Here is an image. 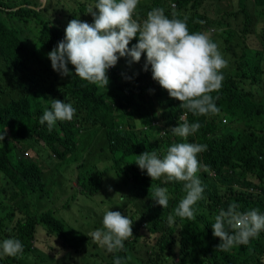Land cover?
Masks as SVG:
<instances>
[{"label":"trees","instance_id":"1","mask_svg":"<svg viewBox=\"0 0 264 264\" xmlns=\"http://www.w3.org/2000/svg\"><path fill=\"white\" fill-rule=\"evenodd\" d=\"M248 1L253 2L254 12L264 22V0H239L237 11L222 9L221 0L139 3L136 18L141 22L149 11L159 7L169 18L175 13L177 18L186 20L190 32L211 30L213 41L218 43L228 61V66L223 69L222 87L212 93L214 98L218 97L219 111L198 116L170 98L168 92L153 80L150 66L144 71L146 54L139 63H130V58L119 61L108 71L107 87H98L76 77L71 64L72 79L67 81L59 77L46 69L43 61L65 33L59 26H43L35 20H52L57 14L55 19L61 24L59 16L67 21L68 16L72 17L70 5L62 2L63 7L59 8L60 0H48L47 6L37 11L28 6L40 7V0H0V135L5 137L0 140V241L15 238L23 244V252L17 256L0 255V264H27L31 255L35 257L33 264H49L38 253L44 250L40 249L42 242L49 244L48 241L54 246L49 244L52 251L45 253L51 256L56 255L55 250L60 251L55 246L62 244L68 250L73 241L77 243L73 245L77 255L91 253L92 249L96 251V246L89 248L91 238L85 241V235L80 231H67L64 220L56 216L63 211L47 209L46 196L41 194L45 187L43 172L23 154L31 145L28 143L20 150L18 144L23 140L42 139L55 156L65 161L78 152V140L98 129L105 134V154L112 157L115 166L102 171L95 166L96 176L91 181H97L101 186L102 177L115 169L118 176H127L138 204L130 210L123 208L133 218V236L125 242L124 249L108 252L100 247L104 253L98 250L90 255L94 264H114L116 257L122 258L125 264H134L133 257L137 264H264V232L250 239L247 245L221 251L217 249L221 241L213 236L211 228L219 210H226L232 202L240 205L238 210L241 212L258 209L264 214V198L260 197L264 195V91H258L264 85V27L258 32L259 48H252L244 43L246 35L228 21L240 12L250 21ZM96 2L92 0L90 5L75 2L72 7L77 10L72 12L75 16L86 15L89 6ZM172 3L176 7H172ZM18 7L21 8L14 10ZM212 7L216 15L210 12ZM221 11L224 16L219 15ZM82 21L92 23L93 19ZM35 24L41 28V37L31 38L26 33L35 31ZM136 43L138 37L129 47ZM49 99L71 103L76 109L73 121H58L51 131L46 123L41 125L39 119L46 107L50 108ZM184 113H187L188 123L199 122L201 125L193 135V140L206 145V150L198 157L200 164L203 163L205 169L216 170L218 176L210 181L200 179L204 187L203 199L195 205L193 219L174 216V222L169 224V214L174 215V209L185 195L183 183L166 182V178L152 181L135 163L136 156L145 151L156 150L162 158L173 143L185 142L169 132L182 123L179 117ZM224 120L226 124H223ZM227 128L230 132L223 133ZM142 141L148 146H142ZM94 143V140L85 142L80 151L95 163L108 161ZM84 165L85 162H81L77 168L83 169ZM152 183L168 188V210L152 200L149 193ZM78 184L86 193L88 186L80 182V176ZM235 184L243 187L259 184L262 195L253 200L236 193ZM34 194H38L36 204L26 198ZM134 219H139L136 225ZM143 223H146L145 227H142ZM98 228L94 226L92 230ZM147 238L152 242L148 243L152 251L143 250V240ZM60 264L65 263L61 261ZM80 264L91 262L86 260Z\"/></svg>","mask_w":264,"mask_h":264},{"label":"clouds","instance_id":"2","mask_svg":"<svg viewBox=\"0 0 264 264\" xmlns=\"http://www.w3.org/2000/svg\"><path fill=\"white\" fill-rule=\"evenodd\" d=\"M140 0H97L89 6L92 23L75 18L69 21L64 38L48 53L52 69L62 77L72 76L69 64L75 69V76L98 87L109 84L108 71L117 66L121 58H130V63H139L146 54L144 71L151 68L152 78L166 90L170 98L180 102V107L193 115L206 116L219 111L212 93L222 87L223 69L228 61L214 42L211 30L190 32L186 20L165 15L163 8H153L142 22L136 18ZM138 43L129 47L134 39ZM50 109H45L39 119L51 131L58 121H72L76 109L71 103L49 99ZM178 126L169 130L180 138L167 148L161 158L156 150L136 156V165L152 181L166 178V182H182L185 195L169 214L168 222L174 216L193 219L195 205L203 199L204 187L198 177L201 169L199 154L206 145L186 142L198 132L199 122L188 123L181 115ZM139 121V120H137ZM0 135V140H4ZM152 200L167 208L169 194L167 187L153 186L149 189ZM119 194V193H117ZM240 205L232 202L228 208L219 210L211 228L213 236L221 242L217 249L228 251L236 245H247L253 237L264 232V214L258 209L241 212ZM231 230V232L229 231ZM133 236L132 221L120 211L106 210L102 227L88 234V237L108 252L120 251L125 242ZM23 252L19 239L6 238L0 241V255L14 257ZM114 264H125L116 257Z\"/></svg>","mask_w":264,"mask_h":264},{"label":"rangeland","instance_id":"3","mask_svg":"<svg viewBox=\"0 0 264 264\" xmlns=\"http://www.w3.org/2000/svg\"><path fill=\"white\" fill-rule=\"evenodd\" d=\"M40 1L42 3L40 7H28L40 11L47 6L48 0ZM149 1L150 0H140V3H148ZM62 2L70 5L71 7V10L69 11H71L72 17L68 16V21L59 16L58 18L61 21V24H58L57 20L55 19L57 17L56 14L53 15L52 20L45 18L44 20L37 19L35 20V22H38L43 26L49 24V26L52 28L55 26H59L60 31L65 33V29L69 21H71L72 19H93L90 14L75 16L72 12L73 10H77L73 9L72 7V4H74L75 2L90 5L92 3V0H60L57 5L59 8L63 7ZM220 4L222 6V9H228L230 11L239 10V0H221ZM248 4L250 9V21H247L246 16L243 12H240L237 16L229 18L228 21L230 22L231 26L246 35V37L244 38V43L247 46L252 48H259L260 36H258V32L260 29H262V27H264V22L259 18V14L254 12L255 6L253 2L248 1ZM19 8L21 7L15 8L14 10H18ZM214 11L215 8H210V12L212 13V15H216V12ZM219 15L224 16L223 11H221ZM34 29L35 31H28L26 35L30 36L31 38H38L39 36L41 37L40 26H37V24H35ZM20 34L21 36H24L23 33ZM212 34L214 36L215 32H213ZM227 55L225 57H229ZM122 59L123 58H121L119 61H121ZM43 64L46 66V69H49L59 77H62L52 69L51 61L48 59V56H46V61H43ZM72 77L73 75L62 78L70 81ZM250 88L251 87H249V89ZM260 90L264 91V85L262 87H259L258 91ZM254 91L255 93H257V97H260L258 91ZM178 104L180 105V102ZM46 108L50 109L49 107ZM183 115H185L187 120V113H184ZM226 123V120H224L223 124ZM92 132L93 133L85 135L83 140H78V142L80 141L78 152L75 154V156L71 158L68 157L65 161H61L57 156H55V154L49 148H47L45 142L42 139L35 138V140L38 142H28V140H23L21 144H18V148L20 150H23V148L28 143L31 145L23 152V154L25 158H28L35 162L43 172V184L45 185V187L44 192H42L41 194H44L46 196L44 202L48 204L47 209L55 212L63 211L56 214V216L64 220L67 231H80L81 233H83L85 235V241L89 239L88 234L93 231L92 229L94 228V226H97L99 228L102 227V220L106 210L120 211L125 216H128V218L133 223L132 215L130 214V212H125L123 208L130 210L133 209L135 204H138V200L133 196V190L128 185L127 176H118L115 169L111 170L107 175L102 177L103 181L101 183V186L98 185L97 181H91L92 177L96 176L97 170L96 168H94L95 166L101 171L106 167L115 166L114 162L112 161V157L105 154L107 152L104 148L106 137L103 130L98 129ZM229 132L230 128H227L223 131V133ZM193 135L189 136L186 142L200 144L196 140H193ZM89 140L92 142L93 140L95 141L94 144H96L97 148L101 150V152H103L101 153L103 155H100L103 158L108 159V161L104 160L102 162L95 163L93 162L91 157L80 151V149L84 146V143L89 142ZM141 145L147 147L148 143L146 141H142ZM81 162H85L84 168L78 169L77 165ZM201 166L202 167L200 169V172L198 173L199 179L203 178L210 181L218 176L216 170H211L208 168L205 169L203 163H201ZM205 174L207 176H205ZM78 176H80V182L86 183V185L88 186L86 193H83V189L78 184ZM233 189L236 193L245 194V196L251 197V199L253 200L258 199V195H262L263 191L259 184L253 187H243L240 184H235ZM81 193L83 194L82 196L80 195ZM260 197L264 198V195ZM26 198H29L28 201L30 203L33 202L36 204V202L38 201V194L27 195ZM168 209L169 203L167 206V210ZM59 214L61 217L59 216ZM134 221L136 225L139 222V219H134ZM145 225L146 223H143L142 227H145ZM42 229L43 228H40L39 230ZM51 242L52 241H48L49 244H51ZM45 243L46 242H42L41 248L38 247L42 250L44 249L43 251H38V253L41 257H44L49 264H60L61 261L65 264H80L81 262H86V260H89L91 264H94V260L90 258V255L99 251L103 252L102 248H100L97 243L91 241L90 243H88L90 244L89 248H94L96 246V251L92 249L93 252L91 253H81V255H77L76 249L75 247H73V245H77V243L76 241H73L70 249L68 250L63 248L62 244H60L59 246H55L58 247L57 249H60V251L55 250L57 252L56 255L51 256L45 253L46 250H51L49 244ZM143 243L145 244L143 250L152 251V249H149L148 247V243L152 244V242H149L148 238L143 240ZM34 259L35 257L31 255L27 264H33L32 260ZM178 260L179 259H176V263H179ZM131 261L132 263L137 264L135 257H133Z\"/></svg>","mask_w":264,"mask_h":264},{"label":"built area","instance_id":"4","mask_svg":"<svg viewBox=\"0 0 264 264\" xmlns=\"http://www.w3.org/2000/svg\"><path fill=\"white\" fill-rule=\"evenodd\" d=\"M171 5H172V7H176V4H174V3H172Z\"/></svg>","mask_w":264,"mask_h":264},{"label":"water","instance_id":"5","mask_svg":"<svg viewBox=\"0 0 264 264\" xmlns=\"http://www.w3.org/2000/svg\"><path fill=\"white\" fill-rule=\"evenodd\" d=\"M44 1V0H43ZM45 3V2H44Z\"/></svg>","mask_w":264,"mask_h":264}]
</instances>
